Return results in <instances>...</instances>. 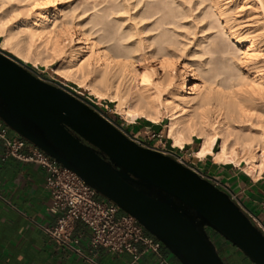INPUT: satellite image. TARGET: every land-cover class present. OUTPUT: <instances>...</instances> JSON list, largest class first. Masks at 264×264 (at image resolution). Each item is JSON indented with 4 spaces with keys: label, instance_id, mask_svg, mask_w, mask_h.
<instances>
[{
    "label": "bare ground",
    "instance_id": "bare-ground-1",
    "mask_svg": "<svg viewBox=\"0 0 264 264\" xmlns=\"http://www.w3.org/2000/svg\"><path fill=\"white\" fill-rule=\"evenodd\" d=\"M87 1L84 4L79 0H0V33L5 43L22 49L26 58L57 64L54 69L61 76L87 86L97 97L116 102L119 112L128 118H142L157 124L166 114L167 136L172 147L183 148L198 138L199 146L193 152L195 158L209 156L217 163L235 167L244 165V171L251 175L262 170L264 111L260 109L264 108V62L260 61L259 53L263 50L260 37L264 34L259 31L253 35L251 28L241 25L239 15L243 4L240 0H203L207 2L206 10L199 13L198 18L205 22L207 34L212 29L216 33L212 31L213 37L210 33L203 34L204 46L196 44L204 50L198 54L185 49V42L182 44L176 33L170 34L168 28H164L173 23L170 19L174 20V12L166 9L163 0L145 3L147 8L137 14L132 10L133 23L135 18L139 22V19H151L159 13L153 23L140 29L134 28L133 24L123 28L118 18L109 20L121 11L128 13L136 5L129 8L131 4L126 2L131 0H119L118 3V0H104L106 4L91 14L88 11L94 9L95 4L90 7ZM261 7L264 8L263 4ZM188 11L190 9L185 12L188 14ZM154 30H157L156 34ZM152 31L154 35L147 37ZM143 33L146 34L144 38ZM217 34L219 37H214ZM225 36L231 43L222 39H226ZM232 44L239 52L237 58L233 54L235 62H232ZM215 53L221 54V61L227 60L230 53L232 61L228 58L227 62L231 66L223 64L224 68L221 67L219 58L220 68H215H219L218 72L213 70L216 74H224V69H236L232 71L234 75L228 74L230 71L224 75L225 78L230 76L228 81L224 77L222 81L225 82L215 81L216 74L210 73L217 59L212 63L209 61L211 56L208 61H201L203 54ZM150 59L155 60V65L146 63ZM208 63L213 67L206 68ZM211 74L214 79L210 80Z\"/></svg>",
    "mask_w": 264,
    "mask_h": 264
},
{
    "label": "water",
    "instance_id": "water-1",
    "mask_svg": "<svg viewBox=\"0 0 264 264\" xmlns=\"http://www.w3.org/2000/svg\"><path fill=\"white\" fill-rule=\"evenodd\" d=\"M0 57V119L132 215L180 264H223L208 230L264 264V233L226 192L141 146L63 86Z\"/></svg>",
    "mask_w": 264,
    "mask_h": 264
},
{
    "label": "crops",
    "instance_id": "crops-1",
    "mask_svg": "<svg viewBox=\"0 0 264 264\" xmlns=\"http://www.w3.org/2000/svg\"><path fill=\"white\" fill-rule=\"evenodd\" d=\"M145 128L140 126L139 132ZM2 155L0 143V264L26 260L34 264H55L57 260L62 264H130L128 253L113 254L101 247L91 249L90 231L81 221L75 223L72 231L77 243L59 245L50 239L43 228L53 225L55 216L47 210L50 197L44 188V171L35 163L14 157L3 159ZM196 168L233 195L235 203L256 226H264V167L251 175L243 167L217 163L208 156L199 159ZM222 251L227 256L233 249L224 244ZM160 258L170 264H180L163 246L158 254L144 255L134 264ZM239 261L250 264L244 259Z\"/></svg>",
    "mask_w": 264,
    "mask_h": 264
},
{
    "label": "rangeland",
    "instance_id": "rangeland-1",
    "mask_svg": "<svg viewBox=\"0 0 264 264\" xmlns=\"http://www.w3.org/2000/svg\"><path fill=\"white\" fill-rule=\"evenodd\" d=\"M80 2H82L83 1V3L85 4V1L84 0H79ZM89 1V2H88ZM87 2H88V5H90V4H95V7H94V9H90L89 11H88V13H92L93 11L94 12H97V11H99L98 9H100V8H102L106 3L104 2V0L102 1V0H88ZM102 1V2H101ZM117 1V0H116ZM121 2H122V0H120ZM119 0L117 1V3L118 2H120ZM125 1V0H124ZM126 1H129V0H126ZM125 1V2H126ZM147 0H131V1H129V2H126V3H130L131 5H129V8H132L131 6L134 4V3H136V5H138L139 3V6H134L128 13L126 12H123V14L121 13V12H119V15H118V13L116 14V16L114 15H112V17H110L109 18V20H111V19H113L114 21H115V19L116 18H118V22H119V20H121V24H122V26H123V28H125V27H128L129 25L132 27V24L134 25V28H143L142 26L143 25H149V24H151V23H153V21L155 20V18L157 17H159V13L158 14H156V15H154V17L152 18V17H150L151 19H148L147 18V20L146 19H144L146 22H144V20L142 19H139L138 21L139 22H137V19L135 18V21L139 24V26H138V24L136 25L135 23L136 22H134L133 23V21L134 20H132V19H134L133 18V15H132V13H133V11H134V13L133 14H137V12L138 13H140V11H143V8H145L146 6V4L145 3H149V1L150 2H157L158 0H148L147 2H146ZM160 1V0H159ZM174 1V2H173ZM181 1V2H180ZM188 1H189V3H188ZM163 0V3H164V6L166 7V9H172L173 10V18H174V20L172 19V17H171V19L170 20H172L173 21V23L171 22L170 24H167V25H164V28H168V30H169V33L170 34H172V33H176V36H178L177 37V39L179 40V41H181V39H182V41H181V43L182 44H184V42H185V44L186 45H184L183 47L185 48V47H187V48H185V49H187L189 52H193V53H196L197 52V54L200 52V51H202V50H204L202 47V49L200 50V47H198V46H200V45H198V44H196V43H202V46H204L203 44H205V42H204V40L206 41V39H204V37H205V35L207 36L209 33H210V35H211V37H213L212 35H215V31L216 30H214V29H212V31L213 32H215V33H213L212 31H210L209 30V33L207 34V30H204V21H200V19H201V17H200V19L198 18V16H199V13H203L205 10H206V7L205 6H207L206 4H207V2L206 1H203L202 0V4H201V0ZM199 1V2H198ZM242 1V2H241ZM91 2V3H90ZM96 2H97V4H96ZM99 2V3H98ZM132 2V3H131ZM169 4V6H168V4ZM172 2V3H171ZM187 2V3H186ZM204 2V3H203ZM262 2L263 3H260L258 0H247V2H246V0H240V3H242L241 5V7H242V9L240 8V15H239V17H241V19L242 20H240L241 21V25L242 26H244V27H249V28H251V31H253V35L256 33H258L259 34V31H261L262 32V34H264V12L262 11V10H264V8L263 7H261V4H263V6H264V0H262ZM82 3V4H83ZM102 3V4H101ZM105 3V4H104ZM138 3V4H137ZM180 3H182L181 5H180ZM83 4V5H84ZM144 4V5H143ZM178 4V5H177ZM190 4V5H189ZM205 4V5H204ZM247 5H250V6H247ZM170 6H171V8H170ZM175 6V7H174ZM176 6H178V7H176ZM181 6V7H180ZM188 6V7H187ZM197 6V7H196ZM257 6H258V8H257ZM83 7V6H82ZM90 7H92V5H90ZM137 7V8H136ZM168 7V8H167ZM183 7V9H181ZM192 7V8H191ZM205 7V8H204ZM245 7V8H244ZM147 8V7H146ZM178 8H180L179 10H178ZM194 8V9H193ZM204 8V9H203ZM190 9V11H188V14H187V12H185L186 10H189ZM198 10V11H196L195 13H194V11L195 10ZM133 10V11H132ZM176 10V11H175ZM185 10V11H184ZM180 13H179V12ZM175 12H176V15H175ZM178 12V13H177ZM190 12H191V14H190ZM251 12V13H250ZM99 14H101L100 12H98ZM186 13V14H185ZM128 14V15H127ZM184 14V15H183ZM196 14V15H195ZM120 15H123V16H120ZM181 15V16H180ZM188 17H187V16ZM132 16V17H131ZM196 16V17H195ZM249 16H250V18H249ZM123 17V18H122ZM130 19H129V18ZM184 17V18H183ZM195 17V18H194ZM120 18V19H119ZM132 18V19H131ZM176 18V19H175ZM192 18V19H191ZM198 18V19H197ZM245 18V19H244ZM247 18V19H246ZM249 18V19H248ZM259 20H258V19ZM195 19V20H194ZM125 20V21H124ZM130 20V21H129ZM183 20V21H182ZM255 20V21H254ZM258 20V21H257ZM260 20H261V22H262V20H263V24L260 22ZM142 21V22H141ZM175 21V22H174ZM176 21H177V24L178 25H176ZM198 21V22H197ZM117 22V21H116ZM124 22V23H123ZM141 22V23H140ZM192 22V23H191ZM203 22V23H202ZM252 22V23H251ZM186 23V24H185ZM245 23V24H244ZM250 23V24H249ZM256 23V24H255ZM261 23V24H260ZM111 24H112V22H111ZM180 24V25H179ZM196 24V25H195ZM216 24V23H215ZM247 24V25H246ZM173 27H172V26ZM258 25V26H257ZM261 25H262V27H263V29L261 30ZM138 26V27H137ZM166 26V27H165ZM176 26V27H175ZM177 26H181V27H177ZM194 26V27H193ZM195 26H197L196 28H195ZM254 26V27H253ZM175 27V28H174ZM183 27V28H182ZM189 27V28H188ZM202 27V28H201ZM261 27V28H260ZM166 28V29H167ZM170 28V29H169ZM173 28V29H172ZM178 28V29H177ZM193 28V30H191ZM218 28V27H217ZM217 28H215V29H217ZM254 28V29H253ZM260 28V29H259ZM175 29V30H174ZM186 29H188V30H186ZM190 29V30H189ZM201 29H203V32H201L202 30ZM219 29V28H218ZM217 29V30H218ZM257 29V30H256ZM184 30V31H183ZM186 30V31H185ZM201 30V31H200ZM255 30H256V32H255ZM154 31H156L155 32V34L157 33V30H154ZM154 31H152V32H149V33H147V35L145 34V33H143L141 36L144 38V37H148V36H152V35H154ZM171 31V32H170ZM174 31V32H173ZM191 31V32H190ZM205 31V32H204ZM181 32V33H180ZM261 32H260V34H261ZM192 33V34H191ZM195 33V34H194ZM217 33H218V31H217ZM146 36H145V35ZM181 34V35H180ZM187 34V35H186ZM203 34H205V35H203ZM195 36V37H194ZM221 37H222V35H220ZM180 37V38H179ZM182 37V38H181ZM188 37V38H187ZM200 37V38H199ZM203 37V42H202V40H200L201 38ZM214 37H219L218 36V34L216 35V36H214ZM226 37V36H225ZM261 37H264L263 35L261 36ZM260 37V40L262 39L263 41H261V43H260V46H261V49H263V50H261V52L259 53L260 54V61H263L264 62V38H261ZM183 38H185V40L187 41H185ZM191 39V40H190ZM222 39H224V40H228L227 39V37H226V39L225 38H222ZM198 40H200V42L198 41ZM184 41V42H183ZM227 42H229V41H227ZM191 43V44H190ZM229 43H231V42H229ZM228 43V44H229ZM189 44V45H188ZM189 46V48H188V46ZM194 45V46H193ZM233 45V44H232ZM232 45H230V46H232ZM234 46V45H233ZM263 46V47H262ZM16 46L14 45V44H8V42L7 43H5L4 42V36L0 33V50H2L6 55H8L9 57H11V58H14V59H16V60H18V61H20V62H22V63H24L27 67H28V69L36 76V77H38L39 79H41V80H44V81H46V82H49V83H52V84H55V85H61V86H63L67 91H69L70 93H72V94H75V95H78L79 97H80V99L81 100H83L85 103H87V104H89L94 110H96L100 115H102L105 119H107L109 122H111L114 126H116L118 129H120L125 135H127L129 138H131V139H133L134 141L135 140H138L139 141V144L141 145V146H144V147H147V148H151V149H154V150H156V151H159V152H164V150H170V151H172V153H168V154H166V155H168V156H170V157H172V158H174V159H176L177 160V157H176V155L175 154H178L179 156H180V163L181 164H183L184 166H186V167H188V168H191L192 166L193 167H196V165L198 166V161H199V159L198 158H195L194 157V155H193V152L198 148V146H199V143H200V139H198V138H195L193 141H192V143H190V144H186L183 148H182V150H180V148H177V147H174V148H172V142H171V140L168 138V136H167V127H166V124L168 123V119H167V117L165 116L166 114H164L163 115V118H162V121H160V122H158L157 124H155V123H152V122H150V121H147V120H145V119H142V118H128V117H126L125 115H123L122 113H120L119 112V110H118V108H117V103L116 102H112V101H110L108 98H105V97H97L95 94H93V93H91L90 91H89V89L87 88V86H85V85H82V84H80V83H78V82H76V81H73V80H68L67 78H65L64 76H61L60 74H58L57 72H56V69H54V67L56 68L58 65L57 64H54V65H49V64H44L43 62H41L40 60H37V61H33L32 60V58H26L24 55H26V53L24 54L23 52L24 51H22V49H19V47H17V48H15ZM235 48V46L234 47H230V49H234ZM190 49H191V51H190ZM193 50V51H192ZM195 51V52H194ZM230 51V50H229ZM232 51V50H231ZM203 52V51H202ZM234 52V53H233ZM233 52H232V57H233V54H236V55H234L235 57L237 56H239V52H237V49H234L233 50ZM262 53V54H261ZM196 54V55H197ZM219 53H215V54H203L204 55V57L203 56H201L202 58H201V61H203V62H206V60L208 61V57H210L211 58V56L213 57V58H211L212 60H210L209 59V61H211L212 63H213V61H215L216 59L218 60H216L214 63L216 64V65H214V63H213V66H215V67H213V66H211V65H209V63H208V65H205V67L207 68V66H210V68L211 67H213V68H211L212 69V71H211V69L209 70V71H211L210 73H212V72H214L213 70L216 68V67H219L220 68V63H219V58H220V62L222 63V65H221V67H223V64L224 65H227L229 62H227L228 61V58L230 57V53H229V57H227V60L226 59H223L222 61H221V54L220 55H218ZM195 55V57L196 58H198L197 56ZM208 55V56H207ZM23 56V57H22ZM206 56V57H205ZM194 57V58H195ZM235 57H233L232 58V60L230 59V61H232V62H235V60H234V58ZM236 57V58H237ZM204 58V59H203ZM263 58V59H262ZM181 59L182 60H184V57L183 56H181ZM226 62V63H225ZM262 62V63H263ZM146 63H151V64H153V65H155V60L154 59H150V60H147L146 61ZM231 63V62H230ZM262 63H260V65L262 64ZM228 65H230L231 66V64H228ZM262 66V65H261ZM263 66H264V64H263ZM53 67V68H52ZM219 68H217V69H219ZM224 68V67H223ZM222 68V69H223ZM209 69V68H208ZM217 69H215V72L217 71ZM232 70H225L224 69V74H222L221 72H219L218 74H216L215 72V74H216V77H215V81L217 80V81H220L219 79H221V81H222V77H224L225 78V76H226V74H227V72H229L228 74H232L233 72H235V70L233 71V67L231 68ZM207 70V69H206ZM208 71V70H207ZM208 71V72H209ZM221 71V70H220ZM233 71V72H232ZM207 72V75L209 74ZM218 72V71H217ZM214 73H212L213 75H214ZM221 73V74H220ZM211 74V75H212ZM227 74V75H228ZM213 75H212V78H210V80L211 79H214V77H213ZM225 75V76H224ZM233 75H234V73H233ZM221 76V77H220ZM209 77H211V76H209ZM223 78V79H224ZM230 78V76H228L227 78H225V80L226 81H228L227 79H229ZM225 80H223L224 82H225ZM222 81V82H223ZM140 126H145L146 128L145 129H143L142 131H140L139 132V127ZM12 131V130H11ZM152 133H154L155 135H159V136H155V137H151V135H152ZM135 135H137V138H135ZM160 139V140H159ZM166 141V142H165ZM164 144V148H162V145ZM216 148H218V144L216 145ZM174 153V154H173ZM242 167H244V165L243 166H241V167H239V168H241L242 169ZM208 235H209V237H210V239L216 244V248H217V251H218V253L220 254V256H221V258L223 259L226 255L224 254V253H222V249H223V245L224 244H227V245H229L230 247H231V249H233V252H232V254H231V257H233V259H234V262H235V264H241L240 263V261H239V259H244V261H246L247 263H250V264H252L238 249H236L234 246H232L229 242H227L226 240H224L221 236H219L217 233H215V232H213V231H208ZM164 247V246H163Z\"/></svg>",
    "mask_w": 264,
    "mask_h": 264
},
{
    "label": "built area",
    "instance_id": "built-area-1",
    "mask_svg": "<svg viewBox=\"0 0 264 264\" xmlns=\"http://www.w3.org/2000/svg\"><path fill=\"white\" fill-rule=\"evenodd\" d=\"M10 131L0 119L3 159L14 157L23 162H32L44 171V188L50 197L47 210L55 216L54 224L43 228L50 239L59 245L77 243L78 239L72 238V231L75 223L81 221L90 231L88 243L91 249L101 247L113 254L128 253L131 257L130 264L136 263L144 255L159 253L163 244L149 234L132 215L121 211L115 203L101 197L75 172L58 163L34 144L13 131L10 135ZM155 136L159 135L152 133L151 137ZM135 141L139 144L138 140ZM169 152L172 153L170 150L161 153ZM175 155L180 162V156ZM190 169L226 192L235 202V197L217 181L201 174L196 167L192 166ZM260 230L264 233V226L260 227ZM159 262L170 264L164 258H160Z\"/></svg>",
    "mask_w": 264,
    "mask_h": 264
},
{
    "label": "snow or ice",
    "instance_id": "snow-or-ice-1",
    "mask_svg": "<svg viewBox=\"0 0 264 264\" xmlns=\"http://www.w3.org/2000/svg\"><path fill=\"white\" fill-rule=\"evenodd\" d=\"M37 7H44V5H37ZM0 59H2V57H0ZM260 110L264 111V108H261ZM15 264H34V262H28L26 260V261H22V262H15ZM55 264H62V262L57 260L55 262ZM144 264H160V262L159 261H152V260H145ZM223 264H235V262L232 261V259H231V254H229L223 258Z\"/></svg>",
    "mask_w": 264,
    "mask_h": 264
},
{
    "label": "trees",
    "instance_id": "trees-1",
    "mask_svg": "<svg viewBox=\"0 0 264 264\" xmlns=\"http://www.w3.org/2000/svg\"><path fill=\"white\" fill-rule=\"evenodd\" d=\"M214 245H215V247H217L215 243H214ZM216 249H217V248H216ZM222 250H223V249H222ZM222 252H223V251H222ZM219 255H220V254H219Z\"/></svg>",
    "mask_w": 264,
    "mask_h": 264
},
{
    "label": "flooded vegetation",
    "instance_id": "flooded-vegetation-1",
    "mask_svg": "<svg viewBox=\"0 0 264 264\" xmlns=\"http://www.w3.org/2000/svg\"><path fill=\"white\" fill-rule=\"evenodd\" d=\"M209 231V230H208ZM211 231V230H210Z\"/></svg>",
    "mask_w": 264,
    "mask_h": 264
}]
</instances>
